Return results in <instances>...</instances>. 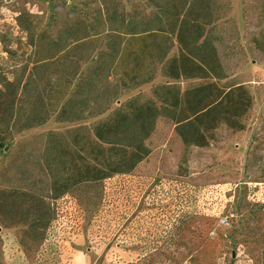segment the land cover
I'll use <instances>...</instances> for the list:
<instances>
[{"label":"rangeland","instance_id":"obj_1","mask_svg":"<svg viewBox=\"0 0 264 264\" xmlns=\"http://www.w3.org/2000/svg\"><path fill=\"white\" fill-rule=\"evenodd\" d=\"M103 1L0 0V71L13 78L29 61V33L20 20L25 28L57 35L80 18L91 19ZM120 1L128 11H150L148 0ZM216 1L225 18L217 23L215 47L226 77L205 82L243 86L253 96L249 111L230 125L219 124L206 147H187L173 122L160 119L147 141L151 154L132 173L109 179L100 205L86 206L75 194L52 200L54 219L36 232L21 216L28 205L14 198L22 191L36 198L49 194L43 160L49 131L105 120L138 94L153 97L158 85L180 84L185 91L204 82H174L158 69L153 82L122 96L102 117L78 123L53 118L9 138L0 149V201L3 192L12 200L0 205V264H128L156 251L169 264L166 254L177 250L179 264H262L264 0ZM177 53L175 47L170 57Z\"/></svg>","mask_w":264,"mask_h":264},{"label":"trees","instance_id":"obj_2","mask_svg":"<svg viewBox=\"0 0 264 264\" xmlns=\"http://www.w3.org/2000/svg\"><path fill=\"white\" fill-rule=\"evenodd\" d=\"M148 7L149 13L128 11L120 0H106L91 19L80 18L57 35L25 28L20 20L32 52L13 78L0 71V149L53 118L78 123L104 116L122 96L153 82L158 69L174 82H204L185 91L180 84L158 85L153 97L138 94L105 120L49 131L43 155L49 194L36 198L22 191L13 197L28 205L21 216L31 232L52 223V200L75 194L86 206L100 205L105 183L132 173L151 154L147 141L160 119L173 122L187 147H206L219 124L230 125L249 111L253 96L243 86L205 82L226 77L215 47L217 23L225 18L217 1L148 0ZM175 47L178 53L170 57ZM9 201L3 192L0 205ZM166 255L169 264H179L182 252ZM161 256L140 253L128 264H162Z\"/></svg>","mask_w":264,"mask_h":264},{"label":"crops","instance_id":"obj_3","mask_svg":"<svg viewBox=\"0 0 264 264\" xmlns=\"http://www.w3.org/2000/svg\"><path fill=\"white\" fill-rule=\"evenodd\" d=\"M236 23H237V21H236ZM238 26H239V24H238ZM239 30H240V28H239ZM241 32V31H240Z\"/></svg>","mask_w":264,"mask_h":264}]
</instances>
